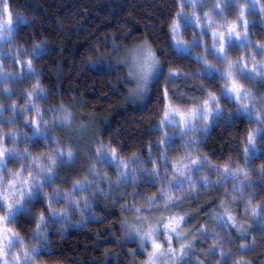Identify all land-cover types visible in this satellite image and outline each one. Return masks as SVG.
Instances as JSON below:
<instances>
[{
    "label": "clouds",
    "instance_id": "clouds-1",
    "mask_svg": "<svg viewBox=\"0 0 264 264\" xmlns=\"http://www.w3.org/2000/svg\"><path fill=\"white\" fill-rule=\"evenodd\" d=\"M172 6L186 43L171 28L164 39L113 34L79 57L76 75L102 67L115 97L101 114L82 93L61 94L62 39L0 0V264H147L153 238L155 264H264V0ZM145 42L147 63L134 59ZM130 109L145 136L125 148L103 125ZM214 130L227 131L224 158L205 150ZM73 233L99 252L53 260Z\"/></svg>",
    "mask_w": 264,
    "mask_h": 264
},
{
    "label": "trees",
    "instance_id": "trees-1",
    "mask_svg": "<svg viewBox=\"0 0 264 264\" xmlns=\"http://www.w3.org/2000/svg\"><path fill=\"white\" fill-rule=\"evenodd\" d=\"M11 5L17 9L29 10L38 17L40 31L52 33L62 39L60 50L64 56L65 74L61 78V94L70 97L82 93L87 101L86 106L101 114L115 107V97L102 82V67L86 77L76 75L75 66L79 57L93 44L98 46L106 36L110 43L113 34L120 40L145 34L151 39H164L174 19L172 0H11ZM169 17L173 19L166 23ZM58 21H63V26L70 29L67 34L60 32ZM31 34L22 33L29 36ZM53 62L55 63V58ZM51 79L54 84V78ZM165 87L166 85L161 84L160 91L163 92ZM138 122L139 115H133V110L130 109L127 113L116 111L111 117L110 125L103 126L106 135L115 134L127 148L129 144L144 139L145 133L136 127ZM243 127L241 118L237 131H242ZM205 150L214 158H224L229 151L227 131L214 130ZM193 206L195 207V202ZM206 210L207 206H202L199 215L202 216ZM115 214L114 210L113 215ZM196 219L197 216L194 215L190 223H195ZM102 226L104 225H97ZM92 243L94 240L91 234L73 233L65 245L54 250L53 260L81 255L88 261L99 252L91 247Z\"/></svg>",
    "mask_w": 264,
    "mask_h": 264
},
{
    "label": "snow or ice",
    "instance_id": "snow-or-ice-1",
    "mask_svg": "<svg viewBox=\"0 0 264 264\" xmlns=\"http://www.w3.org/2000/svg\"><path fill=\"white\" fill-rule=\"evenodd\" d=\"M5 8L7 9L8 5H5ZM8 23H9V26H11V12L10 11L8 14ZM180 27H181V24H180L179 19H173L171 24H170V28L172 30L174 38L177 40L178 43H182V42L186 43L185 41H183V37L178 34V29H180ZM221 38L223 39V34H221ZM140 58H142L146 63L154 59V53L152 52L151 46L148 45L146 42H145L142 49H138L134 53V59H140ZM30 63H31V61H29V64ZM253 70H255V67L253 68ZM170 71L176 72V71H178V69L173 68V69H170ZM231 88L236 93L237 97L239 98V96L241 94L242 85L237 80L232 79ZM167 91H168L167 87H165V89H164L165 94H167ZM210 104H211V100L205 101L206 106H210ZM168 107H169V109H171L172 108L171 104H169ZM194 114L195 113L193 111V115ZM165 115L166 116L168 115L167 111L165 112ZM180 115L184 116L185 114L183 112H181ZM250 139H251V136H250ZM0 151H2V150H0ZM115 151H116L115 148H113L112 149L113 154H115ZM2 219L3 218L0 217V220H2ZM178 223H179V218L170 217L168 219V225L170 227L175 228V226ZM3 230H4L3 226H0V233H2ZM152 244H153V252L149 256V260H148L147 264H155V257L162 250V244L159 241L155 240L154 238H153ZM57 264H58V262H57Z\"/></svg>",
    "mask_w": 264,
    "mask_h": 264
},
{
    "label": "rangeland",
    "instance_id": "rangeland-1",
    "mask_svg": "<svg viewBox=\"0 0 264 264\" xmlns=\"http://www.w3.org/2000/svg\"><path fill=\"white\" fill-rule=\"evenodd\" d=\"M185 23H190V18L188 20L185 21ZM180 31H183V27L180 29Z\"/></svg>",
    "mask_w": 264,
    "mask_h": 264
}]
</instances>
